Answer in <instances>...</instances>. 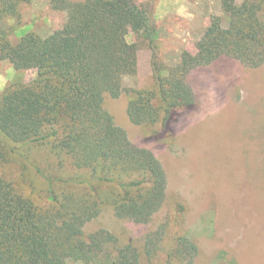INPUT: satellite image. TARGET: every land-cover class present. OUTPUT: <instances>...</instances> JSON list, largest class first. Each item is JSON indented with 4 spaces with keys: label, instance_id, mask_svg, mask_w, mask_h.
I'll list each match as a JSON object with an SVG mask.
<instances>
[{
    "label": "trees",
    "instance_id": "trees-1",
    "mask_svg": "<svg viewBox=\"0 0 264 264\" xmlns=\"http://www.w3.org/2000/svg\"><path fill=\"white\" fill-rule=\"evenodd\" d=\"M29 1L0 0V20L18 19ZM47 2L65 13L63 29L28 31L15 42L0 30V60L35 71L0 90V264H140L141 250L148 258L161 250L164 226L146 231L138 249L132 238L104 228L86 233L83 225L104 207L146 224L168 200L177 215L164 264H193L198 249L181 223L184 203L168 194L154 153L115 124L104 97L125 93L131 122L170 143L171 122L195 106L187 82L193 68L221 57L264 64V0H221L227 24L211 15L195 50H183L175 65L154 56L153 83L139 89L122 78L137 71L128 36L155 40L151 1Z\"/></svg>",
    "mask_w": 264,
    "mask_h": 264
},
{
    "label": "rangeland",
    "instance_id": "rangeland-1",
    "mask_svg": "<svg viewBox=\"0 0 264 264\" xmlns=\"http://www.w3.org/2000/svg\"><path fill=\"white\" fill-rule=\"evenodd\" d=\"M143 1L152 2L155 40L150 44L141 35L128 36L137 45V71L122 78L128 88L152 85L154 56L172 66L183 50L194 51L211 15L221 16L227 24L221 0ZM18 10V19L0 20V30L9 29L14 42L25 32L45 36L65 25V13L50 8L47 0L23 2ZM260 15L264 20V8ZM34 75L32 69L16 71L8 60H0V90ZM187 82L195 106L171 122L170 143L148 136L141 125L131 122L125 93L106 95L103 106L134 144L149 148L162 164L168 194L185 205L181 223L198 249L193 264H264V64L247 67L221 57L193 68ZM175 207L168 200L146 224L119 218L104 207L84 223L83 230L104 228L132 238L141 249L144 233L164 226L161 250L151 258L140 251V264H164L175 228ZM66 264L83 263L69 260Z\"/></svg>",
    "mask_w": 264,
    "mask_h": 264
}]
</instances>
